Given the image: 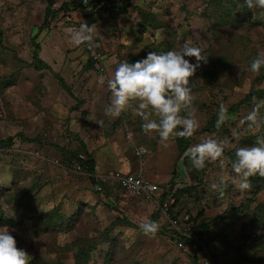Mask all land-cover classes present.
<instances>
[{"label":"rangeland","instance_id":"obj_1","mask_svg":"<svg viewBox=\"0 0 264 264\" xmlns=\"http://www.w3.org/2000/svg\"><path fill=\"white\" fill-rule=\"evenodd\" d=\"M132 2L85 20L59 12L45 26L47 0H0V139H13L0 145V225L30 264H191L189 247L176 242L169 220L197 226L203 219L216 264H264V177L249 178L246 190L231 179L236 148L264 136V68L249 67L264 54V10L243 0ZM82 23L92 26V42L105 55L102 73L87 65L84 44L70 38ZM33 37L50 70L34 68ZM185 42L206 61L190 78L193 98L181 114L191 112L199 127L182 152L179 136L163 141L142 129L144 117L155 114L139 101L118 116L105 109L107 81L120 62L180 50ZM221 106L227 118L217 128ZM254 108L255 125L246 119ZM209 138L224 143L222 157L196 169L186 152ZM78 139L94 159L96 180L141 170L160 190L138 197L109 180L99 194L90 173L75 166ZM138 145L147 149L141 156ZM124 219L136 225L150 219L159 229L145 234Z\"/></svg>","mask_w":264,"mask_h":264},{"label":"clouds","instance_id":"obj_2","mask_svg":"<svg viewBox=\"0 0 264 264\" xmlns=\"http://www.w3.org/2000/svg\"><path fill=\"white\" fill-rule=\"evenodd\" d=\"M55 1L60 2L61 0ZM243 3L249 9L264 10V0H243ZM69 15L71 14L69 13ZM70 38L76 45L86 44L91 49L93 46L92 26L82 23L78 29L70 32ZM186 57H195V61ZM201 61H206V57L201 54V49L185 42L180 50L172 49L160 53L149 51L135 62H120L115 67L112 78L107 81L111 99L105 113L118 116L128 108L131 102L139 101L141 109L155 114V118L144 117L143 130L146 132L157 131L159 138L163 141H167L169 137L191 136L199 127V123L191 112L186 115L181 113L192 102L190 78L201 66ZM249 67L252 72H259L261 68H264V54H257ZM257 117L258 113L254 108L246 119L255 125ZM226 118V109L221 106L216 127L219 128ZM177 129L180 130L177 131ZM144 148L139 149L140 152L144 151L141 155L147 151ZM223 151L224 143L222 141L209 138L191 146L186 155L191 160L193 167L201 169L205 167L206 161H216L221 158ZM80 156L82 157V155ZM220 163L223 164L222 159H220ZM231 168L234 173L231 177L232 182L241 190L250 187V177L256 175L264 177V136L258 135L254 144L236 148ZM138 172L148 180L141 170L130 173ZM213 187L215 188L217 185L214 184ZM139 228L145 234L155 235L159 224L157 221L148 219L142 222ZM29 257L30 255L23 248L17 246V240L10 229L6 225H0V264H30Z\"/></svg>","mask_w":264,"mask_h":264},{"label":"trees","instance_id":"obj_3","mask_svg":"<svg viewBox=\"0 0 264 264\" xmlns=\"http://www.w3.org/2000/svg\"><path fill=\"white\" fill-rule=\"evenodd\" d=\"M62 3L60 5V7L58 9L53 10L50 5L52 0H47V5H46V9H45V15H44V19H43V25H48L50 20L55 18L59 12H62L63 14H67L69 16V13H71L72 11H77V9L79 8L81 14H79L76 17H80L85 19H89L91 16L93 15H97L98 13H101L102 11L106 10V11H114V10H120L123 7H125L126 5H132L133 2L132 1H126L123 3H116V2H110L107 3L103 8H101L100 11H98L97 13H84V7L77 5L73 2H69V0H61ZM41 27V26H40ZM39 27V28H40ZM42 28V27H41ZM40 30V29H39ZM32 40V45H33V66L36 70H42V69H46V70H50V65L45 62L44 60H42L39 56V51H40V46L39 43L36 41V39L33 37ZM92 45L95 49V51L99 52L101 54L102 60H104L105 55L103 54V52L101 51V47L99 46V44H97V42H92ZM95 60H93V58L88 57L87 60V65L92 66L94 65ZM55 78L57 80V82L59 83V85L66 90L69 94H72L71 89L69 87V85H67V83L65 82V80L59 76L58 74H55ZM25 139V138H24ZM12 137L9 136L5 139H0V145L2 146H9L12 142ZM28 141H31V139H25ZM79 144L81 146L82 152H78L76 153V155L74 156V158H76L78 160V162L80 163V165L82 166L81 169L86 170L88 173H90V177L92 179H94L95 182V188L98 191L99 194L104 195V193L107 191L105 188V182L106 181H112L114 184H116L117 187H119L120 189H122L123 191H126L124 188H122L117 182H115L112 179H98L97 180L94 178V174H95V162L94 159L91 155L90 152H88V150L86 149V145L85 142L81 139H78ZM191 141V138L189 136H184V137H178L176 139V143L178 145V147L182 148V152H183V148H185V145L187 143H189ZM80 155H83L85 158L83 159ZM255 177H258V175H256ZM250 179H253V177H250ZM127 193V191H126ZM165 195V193H164ZM176 200V199H175ZM198 216V215H197ZM190 219V218H189ZM192 220H195V218H192ZM203 219H200V225L197 226H190V225H186V224H181L179 223L176 219L175 216H173L170 220H169V228L171 230V235L173 237L176 238V242L179 243L181 242L182 245L184 246L183 248L186 249L189 247V249L184 250L186 251L191 257H192V263L191 264H202L199 260L203 257V254L208 253L210 255V257L213 259L212 255L209 253V249H208V245L207 243L209 242V238H207L205 236V234L207 233L208 230V225L206 224V222H201ZM172 221H176V226L178 227V229L180 230H184L185 228L187 229V233H189V235H183L182 232H180L173 224ZM124 222L127 226L133 227L135 229H139V225H136L134 223H132L130 220L128 219H124ZM188 224V223H187ZM142 231V230H141ZM194 234L196 235L197 239H193L191 237V235ZM213 262L215 263V260L213 259Z\"/></svg>","mask_w":264,"mask_h":264},{"label":"built area","instance_id":"obj_4","mask_svg":"<svg viewBox=\"0 0 264 264\" xmlns=\"http://www.w3.org/2000/svg\"><path fill=\"white\" fill-rule=\"evenodd\" d=\"M126 1H132V0H69V2H73L77 5H80L84 7V13H97L98 11L101 10L107 3L110 2H116V3H123ZM61 5V1L57 2L55 0L52 1L51 3V8L53 10L58 9ZM70 14H81L79 8L77 11H72ZM84 49L88 55V57L93 58L95 60L96 66L99 68V72L102 73L104 71V67L102 65H99L100 59H101V54L97 51H95L94 47L88 48L86 44H84ZM143 146H137L135 149V153L137 155H141L143 152H140L139 149ZM144 148V147H143ZM145 149V148H144ZM76 168L81 169L82 166L80 163L77 161L76 162ZM110 179L114 180L117 182L122 188H124L127 192L139 196H145V197H152L156 192L160 190V187L157 186L155 183H152L146 179L143 178L142 174L140 172L136 174H131V173H126L122 174L121 172H113L112 174L108 175ZM106 179V178H102ZM172 224L178 229L176 226V221H172ZM179 230V229H178ZM180 232L183 233V235H189L187 233V229L185 228L184 230H179ZM191 237L193 239H197L196 235L192 234ZM179 246L184 247L181 242L178 243ZM202 264H215L213 262V259L210 257L208 253L204 254V258L202 257Z\"/></svg>","mask_w":264,"mask_h":264},{"label":"crops","instance_id":"obj_5","mask_svg":"<svg viewBox=\"0 0 264 264\" xmlns=\"http://www.w3.org/2000/svg\"><path fill=\"white\" fill-rule=\"evenodd\" d=\"M146 178V177H145Z\"/></svg>","mask_w":264,"mask_h":264}]
</instances>
